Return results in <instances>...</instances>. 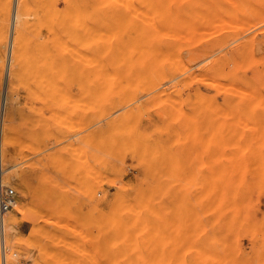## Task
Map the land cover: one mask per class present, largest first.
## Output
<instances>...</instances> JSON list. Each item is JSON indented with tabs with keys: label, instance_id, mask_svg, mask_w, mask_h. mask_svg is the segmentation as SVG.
<instances>
[{
	"label": "rangeland",
	"instance_id": "rangeland-1",
	"mask_svg": "<svg viewBox=\"0 0 264 264\" xmlns=\"http://www.w3.org/2000/svg\"><path fill=\"white\" fill-rule=\"evenodd\" d=\"M7 189L0 264H264V0H0Z\"/></svg>",
	"mask_w": 264,
	"mask_h": 264
},
{
	"label": "bare ground",
	"instance_id": "bare-ground-1",
	"mask_svg": "<svg viewBox=\"0 0 264 264\" xmlns=\"http://www.w3.org/2000/svg\"><path fill=\"white\" fill-rule=\"evenodd\" d=\"M150 20L152 21V19H150ZM98 21H100V20H98ZM98 21H92V20L88 19V36H90V35L93 36V34H90V33L93 32V31L91 32V30H92V29L95 30L94 28H96V27L93 26V23H94V22L96 23V22H98ZM111 21H113V20H111ZM114 21H116V20H114ZM117 21H118V20H117ZM117 21H116L115 25L119 22V21H118V22H117ZM146 21H148V20L145 19L144 22H146ZM102 22H103V21H101V23H102ZM109 22H110V21H109ZM109 22L107 21L106 23H109ZM121 22H122V21H121ZM121 22H119V24L116 25V26H117L116 28H119L118 26H120V24H122ZM147 23H148V22H147ZM98 24H99V22H98ZM110 24H111V23H109V26H110ZM112 24H113V22H112ZM153 24H154V23H153ZM153 24H152V27H154ZM94 25L96 26L97 23L94 24ZM100 25H101V27H102V26L104 25V23H103V24H100ZM106 25H107V24H105V26H106ZM125 25H126V24H125ZM125 25H124V23L122 24V26H125ZM150 25H151V23H150ZM97 26H98V25H97ZM111 26H112V25H111ZM111 26H110V28H111ZM113 26H114V25H113ZM113 26H112V27H113ZM98 27H99V26H98ZM127 27H128V26H127ZM104 28H105V27L103 26L102 30H103ZM116 28L114 27L113 29H115V31L118 32V30H116ZM121 28H122V27H121ZM124 28H125V27H124ZM155 28H156V27H155ZM155 28H153L152 30H155V31L157 30L158 32H160V30H161V31H164V30H165L163 33H165L166 31H167V32L169 31L168 28H167V29H164V30L161 29L162 27L160 28V30H158L159 28H156V29H155ZM163 28H164V27H163ZM97 29L100 30V27H99V28H96V30H97ZM105 29H106V28H105ZM113 29H111L112 32H113ZM119 29H120V28H119ZM128 29H129V27H128ZM96 30H95V31H96ZM99 30H98V32H97V31H96V32H93V33H94V37H92V38H95V36L97 35V33H99V32L102 31V30H100V31H99ZM108 30H109V31H108ZM108 30H107V31L110 32V29H108ZM129 30H130V29H129ZM129 30H127V28L124 29V31L121 29V32H122V33H121V32H119V33H121L120 35H122L123 32L125 33V31H129ZM145 30H146V29H145ZM103 32H105V30H103ZM138 32H140V31H138ZM153 32H154V31H153ZM167 32H166V33H167ZM114 33H115V32H113V34H112V33H110V34H109V33H107V34H104V33H103V34H104V37H105V35H107V36L109 35V39H111V34H112V36L114 35V37H112V38H115V42H116V43H117V42H120V44H119V43L114 44V45H116V46L119 45V46H118L119 48L117 47V49H119V51H120V50L123 51V50L125 49V50H124L125 52H129V51H131V52H133V53L138 54V55L141 56V57L144 56L145 54H149V55H150V53H151L150 51H152V47H151V45H149L148 43H146V42H145V43H142V42H141V43H137V42H135V44H134L135 47L132 46V47L130 48V45H129V43H128V39H127V38L124 39V40H122V43H121V41H119V40L122 39V36L119 35L121 39L119 38L118 35H117L118 37L116 38V34H117V33H116V34H114ZM126 33H127V32H126ZM126 33H125V35H127ZM143 33H144V32H143ZM100 34H101V33H100ZM103 34H102V35H103ZM150 34H151V33H150ZM156 34H157V32H156ZM98 35H99V34H98ZM98 35H97V38H99ZM102 35H100V37H101ZM162 35H163V34H162ZM151 36H155V35L151 34ZM126 37H127V36H126ZM156 37H157V36H156ZM88 38H90V37H88ZM106 38H107V37H106ZM118 38H119V39H118ZM90 39H91V38H90ZM101 39H104V38L101 37V38H99V39H95V40H97V42H98V41L101 40ZM88 40H89V39H88ZM125 40H127L126 43H128L129 46H128L127 44H123V41H125ZM92 41H94V40L92 39ZM105 41H109V40H108V39H104V41H100V43H101V42L104 43ZM113 41H114V40H113ZM109 42H110V41H109ZM93 43H94V44H93ZM102 43H101V44H97L96 41H94V42H90V45H89V43H88V45H89V47H90V49H89V47H88L89 52L91 51V48H94L93 46H96V44H97V46L95 47L96 50L98 49L97 47H101V46L103 47V50H104V48L106 47V45H105V47H104V46L102 45ZM107 43H108V42H106V44H107ZM113 43H114V42H113ZM91 44H92L93 46H92ZM104 44H105V43H104ZM122 44L125 45V46L127 45V47H128L127 49H128V50H126V47H125V46L123 47ZM100 45H101V46H100ZM107 45H109V47H112V46H113L114 48H113V47H112V49H111V48H109V49L105 48V49H106L105 51L110 50V49H111V50H115V51L117 50L116 47H115L113 44H112V45H111V44H107ZM120 46H121V47H120ZM102 47H101V48H102ZM95 48H94V49H95ZM101 48H99V49H101ZM121 48H122V49H121ZM132 48H135V51H134V50L132 51V50H131ZM93 51L95 52V50H93ZM99 51H100V50H99ZM105 51H104V52H105ZM117 51H118V50H117ZM117 51H116V52H117ZM119 51H118V53H119ZM122 51H120V53H121ZM124 51H123L122 53H125ZM153 51L155 52V50H153ZM101 52H102V51H101ZM101 52H100V53H101ZM131 52H130V53H131ZM170 52H171V51H170ZM91 53H92V51H91ZM97 53H98V51H97ZM97 53H96V55H97ZM120 53H119V54H120ZM153 54H154V53H153ZM171 54H172V52H171ZM90 55H91V54L89 53V54H88V57H89L90 59L88 60V64L92 65V64L96 63V66H97V67H96V70H98V72H99V70H101V72H105L106 70L104 71V68L106 69L107 66L105 65L106 67H103V65H102V69H103V70H102V69H99L98 67H100L101 65L98 66L100 62H99V60H96V58H94L95 53L93 54V58H91L92 56L90 57ZM96 55H95V57H96ZM98 55H99V53H98ZM98 55H97V57L99 58ZM152 56H153V55H152ZM168 56H169V55H168ZM170 56H171V55H170ZM172 56H173V55H172ZM172 56H171V57H172ZM133 58H134V57H133ZM142 58H144V57H142ZM177 58H178V57H177ZM94 59H95V61H94ZM147 59H148V58H147ZM178 59H179V58H178ZM178 59H176V60H178ZM91 60H92V61H91ZM167 60H168V59H167ZM181 60H182V59H181ZM96 61H97V62H96ZM100 61H101V60H100ZM92 62H94V63H92ZM101 62H102V61H101ZM160 62H161V61H160ZM180 62H181V61H180ZM144 63H145V62H144ZM86 64H87V63H86ZM100 64H101V63H100ZM102 64H105V63L102 62ZM138 64H139V63H138ZM155 65H156V63H155ZM143 67H144V66H143ZM97 68H98V69H97ZM100 68H101V67H100ZM109 69H110V68H109ZM101 72H99L100 75L105 76V75L109 72L110 74H113L114 77H116V75L114 74L113 70H112V73L110 72V70H108L107 72L102 73V74H101ZM96 73H97V72H96ZM96 73H95V75H98V73H97V74H96ZM109 73H108L107 75L110 76ZM115 73H116V72H115ZM107 75H106V76H107ZM141 75H142V74H141ZM181 75H182V74H180L179 76H181ZM194 75H195V74H194ZM194 75H192L191 77H189V79L191 78L190 80H193L192 77H193ZM113 76H112L111 79H112V80H115ZM95 77L98 78V79H101V78H99V77H97V76H95ZM101 77H102V76H101ZM131 77H132V75H131ZM141 77H142V76H141ZM177 77H178V76H177ZM181 77H182V76H181ZM196 77H198V75H197ZM196 77L194 76L193 78L196 79ZM106 78H107L108 80H110V78H108V76L105 77V80H107ZM122 78H123V77H122ZM122 78H121V79H122ZM174 78H175V77H174ZM102 79H104V77H102ZM117 79H118V75H117L116 80H117ZM140 79H141V78H140ZM189 79H187V80H189ZM119 80H120V77H119ZM138 80H139V79H138ZM184 80H185V79H184ZM190 80H189V81H190ZM170 81H171V80H170ZM172 81H173V80H172ZM115 82H116V81H115ZM215 87H216V86H215ZM200 94H201V93H200ZM201 96H203V95L201 94ZM218 108H219V107H218ZM2 217H3V216H2ZM1 222H2V224H3V227H2V228H3L2 231H3V230H4V219H3V218H2V221H1ZM4 232H5V231H4ZM4 232H3V239L5 240V239H6V238H5V237H6V233H4ZM4 240H3V243L5 242Z\"/></svg>",
	"mask_w": 264,
	"mask_h": 264
},
{
	"label": "built area",
	"instance_id": "built-area-1",
	"mask_svg": "<svg viewBox=\"0 0 264 264\" xmlns=\"http://www.w3.org/2000/svg\"><path fill=\"white\" fill-rule=\"evenodd\" d=\"M0 205L2 210H7L14 202L15 192L13 189H7L5 193L0 194Z\"/></svg>",
	"mask_w": 264,
	"mask_h": 264
}]
</instances>
